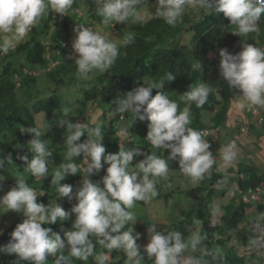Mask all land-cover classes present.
Instances as JSON below:
<instances>
[{
  "label": "clouds",
  "instance_id": "clouds-1",
  "mask_svg": "<svg viewBox=\"0 0 264 264\" xmlns=\"http://www.w3.org/2000/svg\"><path fill=\"white\" fill-rule=\"evenodd\" d=\"M74 2L75 0H0V56L6 55L17 42L23 40L42 17L49 15V9L61 17L70 16L76 20L83 18L85 13L78 7L73 8ZM93 2L97 14L103 18L105 24L112 21L124 24L130 18L142 19L141 13L146 0ZM157 4L155 16L163 18L164 22L173 28L182 22L188 8L196 7L208 13L215 8L229 19L230 25L235 26L233 34L241 38L250 37L259 31L258 21L264 13V0H157ZM111 29L116 30L114 23ZM73 31L76 33L71 36L76 37L74 43L69 37H64L59 42L65 48L66 58L70 62L75 59L77 75L81 80L90 79L93 72L108 71L120 54V45L128 46L135 38L134 34L129 32L118 45L107 35L93 31L89 25H77ZM68 47L73 48L76 54L70 55ZM219 56L220 76L230 88L238 89L242 93L237 95V107L241 110L246 107V111L248 107H255V118L248 111L247 113L252 118V124L261 126L263 116L257 107H264V48L244 43L239 53L233 55L224 48L219 51ZM45 57L48 59V55ZM194 68L201 69L200 63L197 62ZM22 73L39 77L44 71L23 70ZM171 79L173 77L168 74V80ZM158 87L162 88V84L137 87L127 92L123 99L117 100L116 104L120 113L132 114L133 122L137 119L149 122L146 139L154 149L162 152L167 150V158L157 155L155 151L146 155L139 148L126 150L123 145L118 153L105 155L106 149L101 144L103 135L100 126L88 127L86 124L63 120L61 125H66L69 130L66 136V159L69 162L60 165V170L55 172L51 184L55 185L58 198H74L77 202L71 213L57 203L45 206L38 202L37 192L23 178L16 179V185L0 198V208L7 212L22 213L26 219L16 226L9 243L0 247V253L14 254L17 257L16 264H19V261L48 264L49 257L54 258L53 264H72L73 258L88 261L89 257H93L96 264H107L110 257L106 253L95 254L98 243L109 251L124 253L128 264H144V257L137 245L140 235H133L132 227L123 230L125 225H134L137 222L130 209L137 201L147 202L158 196L156 184L160 179H168L169 161H177L180 172L190 178L193 184L210 178L212 172L217 171L214 168L216 158L209 150V130L202 129L206 131L205 136L203 131L189 127V108L186 106L180 110L178 103L169 99L164 91L158 90L153 97L152 91ZM211 91L207 83L200 82L194 87L190 86L189 90L180 96L181 100L203 107ZM239 128L241 134L247 130L244 125ZM20 132L32 137L28 145L34 153L30 161L27 156L20 159L27 165L26 170L42 181L48 177L52 152L48 150L47 142L41 139L40 128H20ZM85 134V142L75 143ZM219 152L221 167L224 168L232 166L238 158V147L234 141L223 146ZM81 156L86 165L83 169L86 175L73 196L72 186L61 182L67 176H75L81 171L80 165L74 162V158ZM140 156L144 158L133 166L134 157ZM102 158L104 164L108 165L106 175L101 181L94 183L90 177L102 169ZM5 163L12 164L10 155L6 159H0V169H4ZM3 180L4 177L0 176V182ZM228 182L225 175L217 181L216 187L223 188ZM258 189L260 195L254 201H258L264 194L262 188ZM246 193L229 194L239 196L243 202L248 203L252 200H243ZM215 211L220 210L217 208ZM72 214L75 215V220L71 230L64 232L63 239L59 233L53 232L51 227H42L67 221ZM256 227L258 236L252 240L253 247L250 248L255 252L254 256L259 255V249H264V222ZM148 232L150 242L144 247V252L153 264H219L215 251L201 249L205 237L199 233H193L190 238L185 239L176 230L158 232L155 225L148 227ZM92 237L97 238L96 244L92 242ZM198 249L201 255L189 254V250L196 252Z\"/></svg>",
  "mask_w": 264,
  "mask_h": 264
},
{
  "label": "trees",
  "instance_id": "trees-1",
  "mask_svg": "<svg viewBox=\"0 0 264 264\" xmlns=\"http://www.w3.org/2000/svg\"><path fill=\"white\" fill-rule=\"evenodd\" d=\"M154 3H157V0H146L145 5ZM72 7H77V3L74 2ZM157 7L150 11V15L146 19L130 22V24L114 22L120 41L129 32L133 33L135 38L128 46L119 44L120 54L116 62L108 71L99 73L92 80L82 82L76 80L78 75L75 59L70 62L66 58L65 48L59 42L65 36H73L67 31L68 21L72 18L70 16L61 17L51 9L48 10L49 15L42 17L23 40L17 42L6 55L0 56V159H6L9 155L12 158V164L5 163L4 169H0V175L13 165L20 166L21 170L26 169L27 165L20 157L27 156L30 161L34 155L28 145L32 137L22 134L20 128L35 127V113H44L45 115L46 126L42 140L52 143L54 147L52 154L67 149V144L55 147L56 144L66 141L67 131L65 125H61L62 120L59 114L61 113L63 95H59L57 90L65 89L73 83H78L81 86L79 90L83 95L82 99L78 100L81 104L79 114L84 113L89 104L94 105L100 102L108 105V109L103 111L104 122L99 125L102 129L101 144L106 149L105 155L118 153L121 145L128 150L126 146L129 144H131V148H139L146 155L151 151L153 146L146 139L149 122L147 120L141 122L138 119L133 122L134 117L130 112L120 113L117 110L116 101L123 99L127 92L140 86L162 84V88L153 89L152 96L154 97L158 90L164 91L166 94L172 92L171 100L178 103L180 110L186 106L189 108L191 113L189 127L195 130L209 129L201 122L203 112L212 114L210 122L215 126H219L226 119L227 103L232 96V88L219 74V51L226 48L233 55L240 52L239 36L233 34L235 26L230 25L229 19L222 12H217L215 8L208 13L191 7L186 10L182 22L173 28L167 25L163 18L155 16ZM94 9L90 7L87 12L91 21H94L98 15L93 11ZM98 18L100 22L101 17ZM258 23L260 26L257 41L251 45L263 47L264 13L261 14ZM184 38H188L187 43H184ZM47 55L48 59L45 57ZM19 56H23V62ZM197 62L200 63L201 69L194 68ZM23 70L44 71V75L48 78L47 84L50 85L48 89L51 94L47 98H40L41 92L44 90H31L34 88L38 76L24 75ZM168 74L173 79L168 80ZM200 82L207 83L212 89L208 101L203 107H197L194 103L181 100L180 95L187 92L190 86L194 87ZM88 85L90 86L88 87ZM106 117L109 119L108 121H106ZM116 123L128 124L129 128L127 131L126 128L117 129ZM86 140L87 135L85 134L75 143H83ZM168 154L169 152L165 150L162 157L166 159ZM143 158L144 156L139 157L140 160ZM76 159L81 164L83 156ZM102 164L103 167L99 173L103 177L106 175L108 167L107 164H104L103 158ZM238 166L237 171L228 169L225 172L218 170L212 172V176L203 181L207 180L208 186L200 184L187 191L188 196L198 200L201 205L205 204V201L203 202L199 198L201 193H206L208 196L221 194L229 197L228 204L220 205L221 215L218 219H214L211 214L208 215V212H204L207 206L201 210L199 218L205 239L209 240L210 244L226 247L223 254L214 250L211 245L201 248L215 251L219 264H249L255 255V252H252L250 248L253 247L252 240L258 236L256 226L262 225L264 222V219L260 220L259 218L253 221L250 224V231L244 234L236 248L231 245L232 231L236 230L243 221L247 209H252V214L256 215L264 211V194L258 201L248 203L243 202L239 196L233 195L234 193L239 195V193L248 191L253 192L258 188L264 190V172L258 174L251 165L239 164ZM169 170H179L178 162L169 161ZM225 175L228 177V185L217 188V181ZM233 175L234 177H232ZM33 179L35 177L30 173L28 181L31 182ZM230 192L233 194L230 195ZM50 197L51 195L44 194L38 198ZM69 206L73 207L71 204ZM74 220L75 215L72 214L67 221L57 222L54 225H42V227H51L52 231L59 233L63 239L64 232L71 230ZM15 228V226H10L2 232L0 247L9 243L11 233ZM92 242L96 244L97 238L92 237ZM259 250L264 255V249ZM101 252L110 257L107 264H126L123 259L114 260L113 253L97 243L95 254ZM196 252L201 255V251ZM65 255H67V249ZM53 259L49 257L48 264H53ZM16 261L17 257L14 254L0 253V264H16ZM19 264H29V262L19 261ZM72 264H96V261L93 257H89L88 261L73 258Z\"/></svg>",
  "mask_w": 264,
  "mask_h": 264
},
{
  "label": "rangeland",
  "instance_id": "rangeland-1",
  "mask_svg": "<svg viewBox=\"0 0 264 264\" xmlns=\"http://www.w3.org/2000/svg\"><path fill=\"white\" fill-rule=\"evenodd\" d=\"M77 3V7L85 13L83 18L76 20L72 17L71 20L68 21L67 31L74 35V29L78 26H91L93 31H99L101 34L107 35L109 39H112L118 45L120 44V40L118 38V33L116 30L112 31L111 25L112 22L105 24L103 22V18L101 17V21H98L99 15L95 18L94 21L88 17V9L90 7L95 8L93 11L96 13V5L93 0H75ZM158 6L157 3L154 4H146L142 10V19H146L148 15H150V11L155 9ZM196 12V11H195ZM134 20L130 18L126 24H130V22H137L139 20ZM259 31L252 34L250 37L241 38L239 37V50L242 51V46L244 43L254 44L257 41V35ZM65 36V35H64ZM66 37V36H65ZM76 37H69L73 43ZM243 39V40H242ZM245 40V41H244ZM184 43L188 42V38H184ZM264 48V46L262 47ZM16 61V58H14ZM21 62H23V56H19ZM14 61V60H13ZM15 63V62H14ZM25 63V61H24ZM100 72H93L90 74L91 78L88 80H92L95 78ZM79 82L88 81L81 80L78 77L76 78ZM48 78L41 74L37 78L36 84L32 87L33 91L35 90H44L41 92L40 98H47L51 93L47 84ZM149 85V84H147ZM146 85V86H147ZM90 85H88L89 87ZM81 86L79 84H71L65 87V89H58L57 93L59 95H63L62 105H61V120H69L72 123H82L86 124L88 127L99 126L104 122L103 119V111L108 109L107 104H101L100 102L94 105H88L87 110L84 113L79 114V110L81 109V104L78 100L82 99V92L79 90ZM38 88V89H37ZM232 96L230 97V101L227 103L228 112L226 119L222 121V123L218 126L213 125L210 122L212 114L209 112H203L201 114V122L207 126L209 129L208 133V142L210 143V151L216 158V164L214 168H216L220 172H225L228 169H233L237 171L238 165H251L254 167L255 171L260 174L264 172V122L263 124L257 125L252 124V118L249 113L246 111V107L241 110L237 107V95H242V93L238 89L232 88L231 90ZM169 99H172V92H167ZM100 101V100H98ZM67 110V111H66ZM258 112L263 116L262 119L264 121V107H257ZM83 117H85L83 119ZM35 127H38L42 131L41 139L45 133V115L44 113H35ZM109 119L106 117V121ZM240 125H244L247 130L245 133L241 134ZM211 126V127H210ZM115 127L117 129H125L128 130V124L116 123ZM66 128V136L69 134V130ZM235 142L238 147V158L236 162L228 167H221L222 161L220 159L219 150L228 144L229 142ZM64 144H67L66 141L62 144H56V146L62 147ZM48 150L52 152L54 148L51 142H47ZM127 149H131V144L126 146ZM156 152L157 155L163 156V152L161 150L154 149L152 147L151 151ZM68 154V148L66 150L62 149L49 158L52 163H49V171L48 177L46 179L38 180L33 179L31 182L28 181L30 177V172L26 169L21 170L20 166L13 165L9 170L0 176L4 177V180L0 182V198H2L8 191L11 190L16 185V179L23 178L26 183L32 187L36 192L38 197L40 195L48 194L51 195L50 198H37L38 202L43 203L45 206L59 204L65 211L71 213V205L76 204V200L73 198L69 200L67 197L58 198V193L55 190V185L51 184L52 177L55 172L60 170V165L63 163L69 162L66 157ZM139 157H134L133 166L139 161ZM74 162L80 165L81 171L78 172L75 176H67L64 181L61 183H66L72 186L73 188V196L76 190L81 186L83 176L86 173L83 172V169L86 165L81 161V164L74 158ZM236 178V176H235ZM90 179L95 183L99 182L102 179L100 173L91 176ZM200 184H203L205 187L208 186V181L199 182L197 184H193L190 178L185 177L180 169L177 171L169 170V176L167 180L160 179L157 181L156 189L158 191V196L153 198L147 202H136L135 206L130 209V211L134 214L136 218V223L134 225H125L123 230H127L128 227L133 228V235L139 234L140 239L137 240V245L140 247L141 255L144 257V264H153L152 260H149L147 254L144 252V247L150 242V234L148 232V227H152L155 225L156 231L158 232H167V231H177L181 234V236L185 239L191 237L193 233H199L205 237V233L201 231V222L199 220L201 214V210H204L207 206V209L204 212H208L207 214H211L214 219H218L221 215L220 212H216L215 209L219 208L220 205H226L229 203L228 195L214 194L213 196L206 195V193H201L199 198L204 202L205 206L201 205L198 200H194L190 198L187 194V191L191 188L197 187ZM100 187L103 188V184L100 183ZM236 196V195H235ZM257 200V198H256ZM67 204V205H66ZM71 217V215H70ZM69 217V218H70ZM264 219V211L263 213L256 215L252 214V209H247L246 215L243 218V221L239 224L238 228L232 231V241L230 242L235 248L240 243L241 238L244 234L250 231V224L257 219ZM26 219V217L22 213L16 212H7L0 208V233L4 232L10 226H17ZM61 223V222H60ZM1 235V234H0ZM208 245H211L214 250L223 254L226 251V247H220L213 245V243H209V240L204 239L202 241L201 248H205ZM199 250V249H198ZM113 253L114 260L123 259L126 264H128L127 257L124 253L119 252L117 250L110 251ZM189 254L197 255V252H192L189 250ZM109 257V256H108ZM255 257V256H253ZM262 258V257H260ZM261 260L259 264H261Z\"/></svg>",
  "mask_w": 264,
  "mask_h": 264
},
{
  "label": "built area",
  "instance_id": "built-area-1",
  "mask_svg": "<svg viewBox=\"0 0 264 264\" xmlns=\"http://www.w3.org/2000/svg\"><path fill=\"white\" fill-rule=\"evenodd\" d=\"M68 52L70 53V55H74V54H76V53L74 52V49H73V48H70V47H68ZM247 111L251 114V116H252L253 118H255V117L257 116V111H256L255 107H248ZM202 131L205 133V136H206V131H204V130H202ZM259 195H260V190H259V189L255 190V191H253V192H252V191H248V192L244 195L243 200H244V201H249V200L254 201V200H256V198H257V199L259 198Z\"/></svg>",
  "mask_w": 264,
  "mask_h": 264
},
{
  "label": "crops",
  "instance_id": "crops-1",
  "mask_svg": "<svg viewBox=\"0 0 264 264\" xmlns=\"http://www.w3.org/2000/svg\"><path fill=\"white\" fill-rule=\"evenodd\" d=\"M77 8V7H76ZM74 34L76 35V33L74 32ZM260 255V256H259ZM259 255H257V256H255V257H252V260L250 261V263L249 264H259V261H260V259H262L261 260V264H264V255H262V252L260 251L259 252ZM260 257H262V258H260Z\"/></svg>",
  "mask_w": 264,
  "mask_h": 264
}]
</instances>
